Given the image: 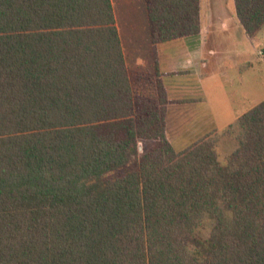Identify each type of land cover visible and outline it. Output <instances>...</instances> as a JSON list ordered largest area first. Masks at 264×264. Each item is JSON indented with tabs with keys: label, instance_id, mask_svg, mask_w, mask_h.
Listing matches in <instances>:
<instances>
[{
	"label": "trees",
	"instance_id": "obj_1",
	"mask_svg": "<svg viewBox=\"0 0 264 264\" xmlns=\"http://www.w3.org/2000/svg\"><path fill=\"white\" fill-rule=\"evenodd\" d=\"M143 1L153 52L198 35L201 0ZM153 57L128 75L110 0H0V264H264V101L175 151Z\"/></svg>",
	"mask_w": 264,
	"mask_h": 264
},
{
	"label": "crops",
	"instance_id": "obj_2",
	"mask_svg": "<svg viewBox=\"0 0 264 264\" xmlns=\"http://www.w3.org/2000/svg\"><path fill=\"white\" fill-rule=\"evenodd\" d=\"M110 1L113 11V0ZM222 2L223 1L220 0L211 2L210 10H206V8L203 10V6L200 2V31L198 35L160 43L155 48L156 69L161 76L162 84L169 102L166 107L165 122H167L171 110V113H175L179 107L183 106H186V109L190 106H205L204 115L200 116L202 119L197 118L182 121L183 126L178 133L179 137L177 135L176 137L173 136L170 138L166 124L165 135L166 139L171 144L177 141L180 142L179 139L187 138L189 136L190 138L193 137V142L209 132L206 131L208 127V129H211V131L214 130L215 132L222 130L214 124V115L210 104L208 103V97L204 87V76L207 79L214 77L213 73L215 71L213 70L215 68L220 70L224 61H229L231 59L235 60V63L231 64L234 68V74L231 78H227L228 90L230 92L228 104L232 110V123H234L242 114L255 106L250 105L249 107V104H247V94L244 93V91H246L245 86L246 82L249 80L248 76L250 71H254V69H256L255 73L260 71L259 64L264 61V48L261 47L262 45L256 35L250 38L244 31L245 38H240L238 35L236 37H228L229 35H226L234 23V21L231 22L232 17L235 19L236 25L239 27L241 26L237 21L234 8L233 15L228 17L224 12L225 10L223 9ZM116 28L118 32L117 23ZM214 29L221 34L226 35L227 38L223 44L226 43L227 46L219 44V40L215 39V37L211 39ZM229 43H231L230 46H228ZM250 44L252 49L257 47L261 48L256 51V58L253 61L249 58ZM121 49L123 53L122 45ZM149 50H152L151 43ZM123 57L129 76L134 73H141L150 76L154 74L155 66L150 63V60H146V63H143V60H137L136 63L133 61V63L127 64L124 53ZM209 64H215L217 67L210 69ZM140 68H143L144 71H140ZM191 85L194 87L191 88ZM186 109H182L181 112L185 113L186 111V113H189ZM194 110L196 109H193V111ZM188 122H191L190 125ZM180 150H182L181 147Z\"/></svg>",
	"mask_w": 264,
	"mask_h": 264
},
{
	"label": "rangeland",
	"instance_id": "obj_3",
	"mask_svg": "<svg viewBox=\"0 0 264 264\" xmlns=\"http://www.w3.org/2000/svg\"><path fill=\"white\" fill-rule=\"evenodd\" d=\"M214 1L215 0H201V5L203 6V10L204 8H206V10L207 9L210 10L211 8L210 3ZM220 1H223L222 2L223 9L225 10L224 12L226 16L228 17L232 16L233 8H234L233 0H220ZM113 14L117 23L119 39L123 47V53L125 55L127 64L133 63V61H135L136 63L137 60H143V63L144 62L146 63V60H150V63L154 65L153 55L154 54L156 55V49L155 52L149 50L150 48L149 28H148V22L146 20L147 19L146 11L143 0H113ZM232 21H234V23L230 27V30L229 32L226 33V35H229L228 37H236L238 35L240 38H245L242 27L236 25L235 19L233 17L231 22ZM226 35L221 34L219 31L217 30L215 31L214 29L211 35V39L215 37V39L219 40V44L227 46L226 43L223 44V42H225L227 38ZM256 37L259 39L260 44L262 45L261 47L264 48V25L256 33ZM230 45L231 43L228 44V46ZM258 49L261 48L257 47L255 49H252L251 44L249 45V51H250L249 58L252 61L256 58V54H257L256 51H258ZM233 63H235L234 59H231L229 61H224L220 70H217L216 68L213 70L215 71L213 73L214 77L207 79L204 76L205 79L204 87L206 89L208 103L210 104L212 113L214 115V124L221 129H224L233 121L231 115L232 110L228 104L230 92L228 90V85H227V78L228 77L231 78V76L234 74L233 73L234 68L231 66V64ZM214 67L217 66L215 64H209L210 69ZM259 70L260 71L258 73H255L256 69H254V71H250L248 76L249 80L248 82H246V86H245L246 91H244V93L247 94V101H248L247 104H249V107L250 105L252 106L257 105L256 103L264 101V61L261 64H259ZM140 71L143 72L144 69L140 68ZM136 74L139 73L131 74L130 77H133ZM136 84L138 90L145 89L146 86L145 82L137 79ZM190 87L193 88L194 86L191 85ZM182 109H186V106L179 107L177 109V112L175 113L174 112L171 113L172 110L169 112L168 120L166 124H167V130H169L170 138L173 136L176 137L177 135L179 137L178 133L183 126L182 121H186L187 119L190 120L197 118L199 119L200 116L204 115L205 112V106L203 107L190 106L186 109L189 113H186V111L185 113L181 112ZM193 109L196 110L193 111ZM190 123L191 122H188L189 125ZM208 128L206 131L210 132L211 129ZM220 132L221 131H216V133H220ZM192 138H190V136L187 138H181L179 139L180 142L177 141L175 143L172 144L170 143V144L175 151H180V147L181 149H184L192 143ZM138 148H139V152H141L142 151L141 143H138Z\"/></svg>",
	"mask_w": 264,
	"mask_h": 264
},
{
	"label": "built area",
	"instance_id": "obj_4",
	"mask_svg": "<svg viewBox=\"0 0 264 264\" xmlns=\"http://www.w3.org/2000/svg\"><path fill=\"white\" fill-rule=\"evenodd\" d=\"M260 54H261V52H260Z\"/></svg>",
	"mask_w": 264,
	"mask_h": 264
}]
</instances>
